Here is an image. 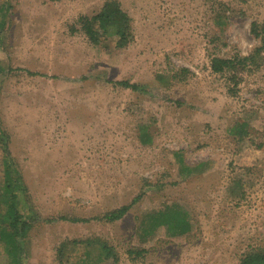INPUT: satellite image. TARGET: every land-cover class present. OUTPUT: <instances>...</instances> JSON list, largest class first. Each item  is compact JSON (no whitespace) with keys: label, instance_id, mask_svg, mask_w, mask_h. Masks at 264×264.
Wrapping results in <instances>:
<instances>
[{"label":"rangeland","instance_id":"obj_1","mask_svg":"<svg viewBox=\"0 0 264 264\" xmlns=\"http://www.w3.org/2000/svg\"><path fill=\"white\" fill-rule=\"evenodd\" d=\"M106 2L122 46L84 30ZM213 57L248 60L233 81ZM0 128L28 224L6 237L0 142V264H241L264 252V0H0Z\"/></svg>","mask_w":264,"mask_h":264},{"label":"trees","instance_id":"obj_2","mask_svg":"<svg viewBox=\"0 0 264 264\" xmlns=\"http://www.w3.org/2000/svg\"><path fill=\"white\" fill-rule=\"evenodd\" d=\"M119 4L116 3V7H112L110 3L106 2L99 13L92 16L90 19H85L83 21V26L85 32L88 34L91 41L96 44H99V32L95 29L93 22L98 24L100 28L103 29V32L114 31L119 37L117 39V44L119 46L123 45L129 39L126 40L130 36V33L127 31L130 30L129 22L123 20L125 17L124 13L120 11ZM248 58H231V57H213L211 59V69L214 72H222L227 70L230 72V79L236 80L237 73L240 70H243L246 65ZM116 83L122 85L125 88H131L132 90H138L139 85L137 83H132L129 80H119ZM4 130L0 128V142H4L3 134ZM2 152H3V161L5 163V172H4V185L6 190L9 192L10 197V208L6 213V217L10 218L9 223L7 224L6 220L3 218L0 222L1 226H5L6 224L12 228L10 232H6L5 235L11 240H15L19 236L24 235V231L26 230L27 221L25 219H21V214L14 209L15 203L17 199V195L15 193V189L19 188L18 179L14 174L12 169V161L10 160L9 151L5 144L2 143ZM130 208V204L122 205L121 207L114 208L111 211L107 212L103 218L107 220H117L120 219ZM1 235V234H0ZM1 237H3L1 235ZM241 264H264V252L263 251H251L245 255Z\"/></svg>","mask_w":264,"mask_h":264}]
</instances>
